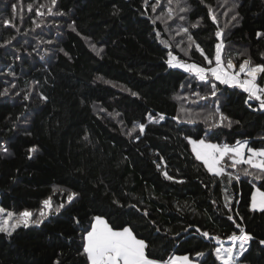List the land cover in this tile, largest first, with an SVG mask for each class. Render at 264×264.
<instances>
[{"label": "trees", "instance_id": "trees-1", "mask_svg": "<svg viewBox=\"0 0 264 264\" xmlns=\"http://www.w3.org/2000/svg\"><path fill=\"white\" fill-rule=\"evenodd\" d=\"M154 4L57 0L53 7L50 0H0V93L7 89L0 95V207L32 210L33 219H40L43 200L52 201L41 223L21 226L11 236L0 233V264H87L81 237L96 215L114 227L133 226L154 258L187 254L198 264H220L216 237L239 233L228 220L232 215L253 237L239 262L264 264V213L251 209L252 192L256 185L264 191V180L244 176L240 170L247 166L240 165L228 169L240 174L228 185L226 176L202 166L186 139L207 133L215 143L247 139L259 148L264 109L254 99L246 104L243 89L214 77L213 97L207 81L166 63L171 50L185 62L208 66L194 45L188 48L181 31L188 28L213 66L221 39L222 59L231 58L235 70L245 59L264 64V35L257 36L264 34V0H181L179 6L159 0L153 11ZM259 84L264 86V73ZM197 91L208 98L194 96ZM217 106L231 127L209 129ZM149 114L158 122H149ZM226 186L233 195L231 212L224 207Z\"/></svg>", "mask_w": 264, "mask_h": 264}, {"label": "snow or ice", "instance_id": "snow-or-ice-1", "mask_svg": "<svg viewBox=\"0 0 264 264\" xmlns=\"http://www.w3.org/2000/svg\"><path fill=\"white\" fill-rule=\"evenodd\" d=\"M50 2L53 7L57 4V0H50ZM144 2L147 4L148 0H144ZM172 2L173 0H168L169 5H171ZM176 3L179 6L181 0H176ZM158 4L159 0H157V4L152 5L153 11L156 10ZM43 7H45V5H40V8ZM28 8L31 11L32 5H28ZM40 8L36 9L37 14L44 15V13L40 12ZM47 11L50 14L52 12V7H48ZM179 11L186 12L187 8L180 7ZM208 11L212 21L215 23L217 18L212 13L211 7H209ZM173 12L174 10L169 7L167 19H172ZM159 18L160 17H157V19ZM179 19L183 20L185 17L180 16ZM232 19L235 20L236 16H233ZM5 23L10 22L5 21ZM69 27L75 30L74 22L70 24ZM192 27H196V25H192ZM181 31L187 34L188 48L190 49L194 45L195 48L200 51L201 55L204 56L208 66L202 67L197 63H187L180 60L170 50L167 53L166 61L169 67L181 68L189 74H194L200 81H207L210 85L209 94L213 97L217 95L218 88L217 85L209 79V76L214 77L215 80L219 81L221 84L239 87L248 94V100L245 101L246 104L254 99L259 102V108L264 109V86H261L257 82L258 76L264 73V64H256L253 66L249 59H245L242 63H239L238 71L235 70L236 65L231 58H228L226 63L222 59L224 42L221 39L220 42L215 45L213 66V60L204 55L203 49L195 42L188 28H182ZM222 33L223 29L218 28L214 35L219 38L222 36ZM156 35L159 37L160 33L157 32ZM261 35L264 34L257 33L258 37ZM7 43H10V41L6 40L5 44ZM92 47L95 48L94 45H92ZM187 54V51H185V55ZM241 74H243V78H241ZM181 87H184V85L182 84ZM6 93L7 89H5L3 93H0V95H5ZM132 95H137V93H132ZM193 95L201 100H206L208 98L207 96H201L198 91L194 92ZM249 107H251V104H249ZM181 110L184 111V109ZM210 116L214 120V123L209 125V129L219 125L231 127L233 124V121L220 111L219 106L215 108V112L211 113ZM148 119L149 122H158L156 117L151 114H149ZM159 119L163 120L164 116L160 115ZM188 123H195V121L189 119ZM235 123L238 124L239 121ZM137 126L140 132L143 133L145 125L141 123ZM137 139H139V137H137ZM186 139H188V142L191 144L192 152L195 154L196 159L202 162V166L215 177L223 178L226 176L228 185H231L233 180H240V174L229 171L228 169H237L240 165L247 166L240 170L244 176H251L256 180H264V146L259 148L251 147L247 139L236 140L233 144L211 143L207 139V133L205 134V138L192 139L191 137H186ZM3 150L7 151L6 149ZM29 151H35V149L33 148ZM226 158L230 160V164L226 163ZM160 159L163 161V157ZM156 166L158 169L161 168V164L159 163ZM250 169H256L257 171L253 172ZM163 175L169 180L173 179L172 176L168 175L166 170L163 171ZM262 187H264V185H262ZM75 195V193L69 195L68 201L71 202ZM223 196L224 207L231 212L233 195L229 193L227 186L223 189ZM42 203L44 208L39 211L40 219H33V213L28 210L16 214L12 211L6 212L4 208H0V233H6L8 236H11L21 226L27 228L30 223H41L42 218L48 214L46 210L52 209L51 197L45 199ZM215 203L216 201H213V204ZM63 206V204H60L56 207L55 211L58 212ZM251 209L253 211L259 210L264 213V191H261L260 188H256L255 191L252 192ZM143 214L145 216L148 215L146 209L143 211ZM237 215L239 214L237 213ZM228 220L233 221L239 233L233 231V233L228 236V240L232 241V245L228 247H225L220 242V238L216 237L217 243L220 246L214 248L215 259L220 261V264H239L240 258L248 251L249 241H251L253 237L245 230L241 223H237L234 220L232 215H228ZM240 220L242 221L243 217H240ZM77 223L79 222L77 221ZM157 231L159 230L157 229ZM196 231L205 238L209 237V233L206 231L200 232L199 229ZM83 233L81 237L83 241L82 252L80 255L86 257L87 264H195L188 255L177 256L175 254H169L166 259L163 257L154 258L151 251L146 252V249H150L149 243L146 242L145 239L137 237L134 233L133 226L125 224L114 227L103 215H96L89 222V225L83 229ZM237 241L239 242L238 245ZM260 243L264 244V241H260ZM195 255L197 257H202L205 253L197 252ZM57 264H60V262L58 261Z\"/></svg>", "mask_w": 264, "mask_h": 264}, {"label": "rangeland", "instance_id": "rangeland-1", "mask_svg": "<svg viewBox=\"0 0 264 264\" xmlns=\"http://www.w3.org/2000/svg\"><path fill=\"white\" fill-rule=\"evenodd\" d=\"M162 13H163V10H162ZM186 42V41H185ZM170 48H172V47H170ZM175 55V54H174ZM180 59V58H179ZM181 60V59H180ZM184 61V60H183ZM252 62V61H251ZM187 63H192V62H187ZM256 64H258V63H256V62H252V65L254 66V65H256ZM261 75V74H260ZM209 78H212L211 76H209ZM241 78H243V74H241ZM259 78H260V76H258V79H257V82L259 83ZM164 116V115H163ZM159 119V118H158ZM192 139H200V138H193V137H191ZM209 140V139H208ZM209 142H211V143H215V142H213V141H211V140H209ZM192 147V146H191ZM226 163H228V164H230L231 162H230V160H227V158H226ZM256 188H259L257 185L255 186V188H254V191H255V189ZM261 189V188H260ZM261 191H263L262 189H261ZM73 193V192H72ZM71 193V194H72ZM49 198V197H48ZM48 198H45V199H48ZM44 199V200H45ZM43 200V201H44ZM1 208V207H0ZM42 208H44V205L42 206ZM28 210V209H27ZM7 211H12V210H6V212ZM24 211V210H23ZM28 211H31L32 212V210H28ZM47 212L49 211V210H46ZM12 212H14V213H16V214H18L19 212H15V211H12ZM20 212H22V211H20ZM48 215L49 214H47L45 217H43L42 218V220L44 219V218H46V217H48ZM106 219V218H105ZM139 238V237H138ZM220 242L225 246V247H228V246H231L232 245V241H230V240H221L220 239ZM239 244V242L237 241V245ZM218 246H220L219 244L217 245V247ZM175 255H177V256H182V255H187V254H175ZM189 256V255H188ZM189 258L191 259V257L189 256ZM194 262H195V264H198V262H197V260L196 259H192ZM239 264H241L240 262H239Z\"/></svg>", "mask_w": 264, "mask_h": 264}, {"label": "crops", "instance_id": "crops-1", "mask_svg": "<svg viewBox=\"0 0 264 264\" xmlns=\"http://www.w3.org/2000/svg\"><path fill=\"white\" fill-rule=\"evenodd\" d=\"M192 259V258H191Z\"/></svg>", "mask_w": 264, "mask_h": 264}]
</instances>
